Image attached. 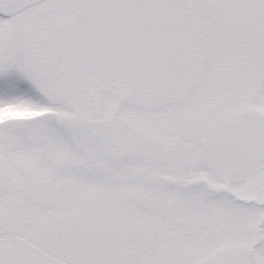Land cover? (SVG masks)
Segmentation results:
<instances>
[{
  "label": "snow or ice",
  "instance_id": "6c2138e0",
  "mask_svg": "<svg viewBox=\"0 0 264 264\" xmlns=\"http://www.w3.org/2000/svg\"><path fill=\"white\" fill-rule=\"evenodd\" d=\"M0 264H264V0H0Z\"/></svg>",
  "mask_w": 264,
  "mask_h": 264
}]
</instances>
